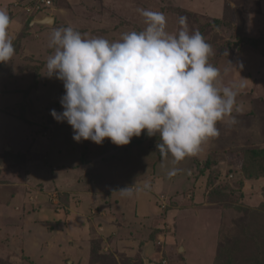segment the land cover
<instances>
[{
	"label": "rangeland",
	"instance_id": "obj_1",
	"mask_svg": "<svg viewBox=\"0 0 264 264\" xmlns=\"http://www.w3.org/2000/svg\"><path fill=\"white\" fill-rule=\"evenodd\" d=\"M42 1L0 0L15 47L12 59L0 63V155L13 153L0 160V179L25 181L12 185L11 200L1 192L0 264H141L143 253L155 264H264V173L247 179L241 154L264 149V0H50L49 9ZM141 8L162 12L170 33L186 17L188 30L212 46L210 63L222 81L246 79L237 123L218 124L220 135L179 164L162 159L158 136L141 147L139 137L126 146L76 142L72 127L51 115L63 111L65 89L47 77L50 31L71 25L88 38L116 41L143 30ZM44 15L54 24L34 23ZM134 156L140 170L154 175L150 192L131 207L115 190ZM208 160L213 166L201 176ZM253 166L252 175L264 172V163ZM173 168L174 182L162 181ZM90 194L94 200L74 227L71 219Z\"/></svg>",
	"mask_w": 264,
	"mask_h": 264
},
{
	"label": "clouds",
	"instance_id": "obj_2",
	"mask_svg": "<svg viewBox=\"0 0 264 264\" xmlns=\"http://www.w3.org/2000/svg\"><path fill=\"white\" fill-rule=\"evenodd\" d=\"M145 27L119 40L88 38L71 25L53 28L46 61L48 78L63 83L62 112L51 110L57 122H67L76 142L101 145L110 139L126 146L145 131L158 136L156 148L174 164L197 155L202 145L220 135L218 124L237 123L239 83L225 84L210 63L212 46L199 32H190L186 17L178 33L167 31L159 11L138 9ZM11 18L0 8V63L15 54ZM173 168L168 175L174 176ZM130 195L131 189L120 190Z\"/></svg>",
	"mask_w": 264,
	"mask_h": 264
},
{
	"label": "crops",
	"instance_id": "obj_3",
	"mask_svg": "<svg viewBox=\"0 0 264 264\" xmlns=\"http://www.w3.org/2000/svg\"><path fill=\"white\" fill-rule=\"evenodd\" d=\"M12 150H13V147H12ZM129 160L132 161V163L130 164L131 167L129 169H127V171H124L122 173V175H123L122 177L121 176H120V178H119V176L117 177L118 178L117 179L118 182H116V184L119 185V187L115 191H117L116 194L118 196V199H122L124 201H127V200L130 201V204L129 205L131 207H133V205L136 206L137 203L141 204L140 203V199L141 198L144 199L145 196H147L146 194H147L148 190L150 192V183H149L150 180H149V177H151L152 175H154V173L149 174L150 172H147V171L144 172V170H140V168L143 166V164L141 163L142 160L141 161L136 160V157L135 156L134 157H129ZM64 172H62V173L63 174H66ZM39 175H41V174H39ZM69 177L70 176H68V178ZM161 178H162V181H164L165 183L168 180L170 182L174 180L173 179V176H171L169 179H164L163 177H161ZM23 182L25 183V181H16V183L15 182H12V183H10V185H7V184H9L8 180H5V181L1 180V182H0V196L3 195V194H1V192H3V193H5L4 195H6L5 196L6 197V200L7 201L9 199L11 200V198L13 197V196H11L12 195L11 192H14V190H12V188L19 187ZM45 182L47 183L46 186H49L48 185V181L45 180ZM12 185H14V187H12ZM127 188H130L131 189V194L130 195H122L120 193V190L127 189ZM118 194H120V195H118ZM26 195H28V194H26ZM86 199H88V200L85 202V205L82 206L81 210H79V213L77 214L78 216H76V218L75 217H72V219H71V224H73L74 227H76L75 225L82 223V222L79 223L78 221H80V220H78L77 218L81 217V219H82V217L83 218L85 217L86 213L88 212V211H86V210H88V205L89 204L91 205L92 200H94L93 194L91 196H89V198H86ZM140 208L142 209L143 207L141 206ZM135 209H137V208L135 207ZM144 212H147V211H144ZM6 213H7V215H10V213H8L7 211H6ZM38 213L39 214H42L41 211H39ZM33 214H35V213H33ZM108 231H109V229H108Z\"/></svg>",
	"mask_w": 264,
	"mask_h": 264
},
{
	"label": "trees",
	"instance_id": "obj_4",
	"mask_svg": "<svg viewBox=\"0 0 264 264\" xmlns=\"http://www.w3.org/2000/svg\"><path fill=\"white\" fill-rule=\"evenodd\" d=\"M225 20H227V18H225ZM216 22L218 23L220 21L217 20ZM214 25L218 26L216 23H214ZM246 42H249V43H253L254 44L255 41H253V40H246ZM146 137H148L149 139L151 138V137H149L147 135V132L145 131V135L141 134V136L139 137L140 143L139 144H135V145H137L139 147L143 146V144L145 143L144 142V138L146 139ZM242 153H243V156H244L243 157V165L242 166L246 170L247 179L248 178L250 179V177H252L251 179H253V180L257 179V177L259 178V176L264 173L263 171H261L262 169H260V170L257 169L258 171H256L254 175H252V172L249 171V169L253 168L254 167L253 165H257L258 166L261 163H264V149H260V150H253L252 149V150H247V151L241 152V154ZM10 155H13V153L9 154V153L3 152V154L0 155V160L3 159V161H5L7 158H9ZM16 157H17V155H16ZM22 159H23L22 161H25L27 159V155L23 156ZM3 161H1L0 164ZM233 161H234V163L237 162L235 160H233ZM10 163H12V161H10ZM231 163H233V162L231 161ZM14 164H15V162H14ZM212 166H213V164L210 163L209 160L206 161L205 163H202V168L200 170V175L201 176L204 175L205 172L208 171V169H210V167H212ZM23 173H25L26 175L28 174L26 169H25V171ZM3 181H5V180H3ZM0 182H1V179H0ZM219 193H220V190H217L216 192H213V191L210 192V198L213 201H217V199L214 198V197L221 195ZM233 243L236 244V240ZM253 249H256V248H253ZM241 251L248 252L249 250L242 249ZM241 253H243V252H241ZM141 264H144V263L141 261Z\"/></svg>",
	"mask_w": 264,
	"mask_h": 264
},
{
	"label": "water",
	"instance_id": "obj_5",
	"mask_svg": "<svg viewBox=\"0 0 264 264\" xmlns=\"http://www.w3.org/2000/svg\"><path fill=\"white\" fill-rule=\"evenodd\" d=\"M50 18L51 22H47V19ZM55 22V19L54 17H51V16H47V15H44L40 20H36L34 21L35 24H49V25H53ZM11 148L8 147V150H10ZM180 251H183V247H180ZM142 258H143V262L144 264H155V263H152L149 261V259L145 256V254L143 253L142 254Z\"/></svg>",
	"mask_w": 264,
	"mask_h": 264
},
{
	"label": "built area",
	"instance_id": "obj_6",
	"mask_svg": "<svg viewBox=\"0 0 264 264\" xmlns=\"http://www.w3.org/2000/svg\"><path fill=\"white\" fill-rule=\"evenodd\" d=\"M43 6L47 9L51 8L52 2L50 0H43ZM232 177V176H231Z\"/></svg>",
	"mask_w": 264,
	"mask_h": 264
},
{
	"label": "bare ground",
	"instance_id": "obj_7",
	"mask_svg": "<svg viewBox=\"0 0 264 264\" xmlns=\"http://www.w3.org/2000/svg\"><path fill=\"white\" fill-rule=\"evenodd\" d=\"M47 22H51L50 18L47 19Z\"/></svg>",
	"mask_w": 264,
	"mask_h": 264
}]
</instances>
